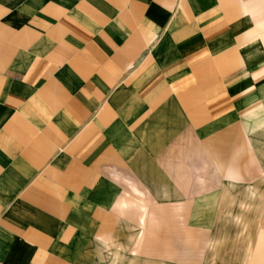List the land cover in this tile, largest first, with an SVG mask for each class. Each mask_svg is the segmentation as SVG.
I'll return each mask as SVG.
<instances>
[{
  "label": "crops",
  "instance_id": "1",
  "mask_svg": "<svg viewBox=\"0 0 264 264\" xmlns=\"http://www.w3.org/2000/svg\"><path fill=\"white\" fill-rule=\"evenodd\" d=\"M263 175L264 0H0V264H264L210 231Z\"/></svg>",
  "mask_w": 264,
  "mask_h": 264
},
{
  "label": "rangeland",
  "instance_id": "2",
  "mask_svg": "<svg viewBox=\"0 0 264 264\" xmlns=\"http://www.w3.org/2000/svg\"><path fill=\"white\" fill-rule=\"evenodd\" d=\"M249 180L251 181L249 184L241 183L229 187L224 194L222 207L216 211V214H213L218 219V223L212 225L210 231L223 236V249L220 256L225 260L238 259V255L248 250L251 251L254 243L257 245V249L263 248L264 175L251 177ZM131 188L136 194L144 197V194L134 184H131ZM148 196L149 199L145 204L150 202L149 205L152 206L153 202L151 201L150 194ZM141 208L143 209L144 206ZM145 211L149 215H152L156 210L152 206ZM185 212L188 215L190 214V210H176L175 214L176 216H183ZM191 212V215L197 218L208 215L204 209H192ZM158 227L160 232H166L167 226L160 225ZM188 227L187 225L176 226L180 232H186ZM203 227L205 226L192 224L191 231L200 232V229ZM151 229V225L144 227V231L146 232H150Z\"/></svg>",
  "mask_w": 264,
  "mask_h": 264
}]
</instances>
